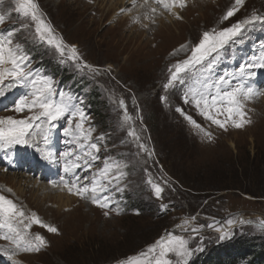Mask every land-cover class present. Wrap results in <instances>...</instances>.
<instances>
[{
    "label": "rangeland",
    "instance_id": "obj_1",
    "mask_svg": "<svg viewBox=\"0 0 264 264\" xmlns=\"http://www.w3.org/2000/svg\"><path fill=\"white\" fill-rule=\"evenodd\" d=\"M140 1L133 6L126 0L118 6L131 11L115 13L107 10L108 2L107 5L99 0H35L54 33L66 45L77 46L80 63L101 69L100 74H93L78 69L69 51L62 57L53 46L42 42L35 33V22L18 10L16 0H0V14L5 16V22L0 24V39L11 36L14 46L27 54L34 76L51 80L55 101L69 104L77 113L82 111L84 128L91 130V139H84L75 128L80 123L79 115L72 118L73 135L64 132L69 115L54 122V128L42 118L30 130L29 138L34 137L35 147L16 145L0 149V194L13 200L27 214L35 212L45 223L59 229L58 233H51L33 224L30 235L40 233L48 245L39 252H18L19 259L0 258V263L122 264L179 225L177 235L183 236L193 250L187 264L205 263L209 256L216 260L214 254L219 251L223 252L225 264H259L255 252L264 250V86L260 88L256 84V77L264 69L254 70L255 74L244 80L262 94L247 102L252 122L242 128L234 127L231 122L220 128L206 119L194 102L185 103L184 96L189 88L200 87L208 78L215 80L226 75L233 85L237 83L233 74L238 66L264 52V21L247 25L242 38L215 58L209 72L193 75L185 85L168 89L164 85L170 77V66L191 55L203 32L219 31L253 14L264 17V0H245L228 20H223V16L236 6L235 0H187L186 7H178L181 19L172 14L168 19L170 15L166 14L164 23L156 20L152 26L148 25L155 29L147 27L143 34V23L133 21ZM181 45L186 47L181 49ZM204 71L201 69V73ZM5 92L8 103L0 106V118L30 119L38 111L17 112L13 107L15 101L31 92L30 85L5 88ZM121 99L132 117L127 123L123 120L125 108L119 104ZM178 108L183 111H177ZM188 116L196 123L189 121ZM132 129L139 140L129 135ZM205 132H210L211 138ZM45 134L49 136L47 144ZM91 143L100 146L98 154L88 147ZM141 143L151 156L139 147ZM81 144L85 145L83 149ZM69 150H74L73 155L66 160L63 153ZM49 151L59 157L57 164L61 169L57 174L61 177L64 173L61 178L70 182L79 176L81 183H87L84 177L93 179L106 158L110 164H119L125 175L109 184L104 193L111 198L112 207L101 209L90 199L69 193L65 187L74 198L69 205H61L52 194L54 188L64 186L61 181L60 186L52 188L51 198L45 189L38 193L32 181L20 187V175L29 172L32 179L39 177V181L53 184L49 177H42L41 170ZM89 151L99 159L86 156ZM32 154L38 155L40 163L37 168L27 170L28 156ZM77 156L81 159L77 160ZM11 161L18 164L11 163L8 167ZM65 162L70 167L75 163L81 167L66 173ZM16 172L17 180L5 179L7 174L11 178ZM149 180L164 188L160 198ZM105 211L110 215L105 216ZM211 218L234 221L238 218L245 223L237 219L229 230L230 238L220 240L222 232L217 233L218 225ZM209 224L213 227H208ZM7 244L8 241L0 240V245ZM240 244L251 253L241 251L229 257L235 250L233 245ZM169 258L173 264H182L179 257Z\"/></svg>",
    "mask_w": 264,
    "mask_h": 264
},
{
    "label": "snow or ice",
    "instance_id": "obj_2",
    "mask_svg": "<svg viewBox=\"0 0 264 264\" xmlns=\"http://www.w3.org/2000/svg\"><path fill=\"white\" fill-rule=\"evenodd\" d=\"M244 2L245 0H235L236 6L227 10L223 16V20L233 17ZM16 3L18 4V10L22 11L26 17H30L31 21L35 22V33L42 42L53 46L62 57L66 51H69L71 53L70 59L73 62H77L76 67L78 69H87L93 74H100L101 69L93 67L86 62L80 63L82 58L79 56L77 46L66 45L63 38L58 37L54 33L52 25L43 19V14L40 12L39 5L35 0H16ZM152 3L161 5L164 9L171 12L172 15L176 16L177 19H181L182 17L173 11V9L176 7L181 9L186 7L187 0H152ZM152 3H150V0H143L141 6L148 9L144 13L145 17L151 20L152 23H155L154 16L157 14V8L153 7ZM132 4L135 6L136 0H132ZM120 11H131V9H121ZM257 21H264V17L253 14L251 18L238 21L219 31L213 29L203 32L202 38L191 49V55L183 61H178L176 64L170 66V77L164 88L168 89L178 85H185L193 75L197 73L203 75L209 72L215 58L228 45L242 38L247 25H251ZM4 22L5 16L0 14V24ZM134 22L139 23L140 17H135ZM142 27L147 28L148 25L143 24ZM185 47V45H181V49ZM5 65H10V67H6ZM201 69L205 70L204 73H201ZM256 69H264V52L238 66L233 74V79H237L238 82L234 85L232 84V80L226 75H221L215 80L211 78L205 79L200 87L188 89L184 96V102H194L200 113L220 128H226L229 122L236 128H242L252 122L246 109L247 102L251 101L255 96L262 94L253 86L244 83V80L250 79L255 74L254 70ZM107 71H110V69H107ZM5 81H9V83L5 84ZM25 84L30 85L31 92L21 96L14 102L13 107L17 112H23L25 109L38 111L30 119L16 120L11 116L0 118V149L13 148L16 145L35 147L36 141L34 137L29 138L34 122L43 118L54 128V122L65 115L71 117L68 119V126L64 128L65 133L69 135L74 134L75 130L73 129L72 118L79 115L80 123H77L75 128L79 130L84 139H91V130L84 128V113L82 111L77 113L65 102L57 103L51 80L34 76L29 67L27 54L22 52L19 46H14L11 36L0 39V97L6 95L5 88L10 89L14 86ZM224 85H228V87L224 88ZM213 89H215L214 92L212 91ZM189 96L191 97V101H189ZM119 104L125 108L124 122L131 121L132 117L127 114L124 100H119ZM177 111L182 112L183 109L178 108ZM220 117H223V119ZM187 119L194 124L196 123L191 116H188ZM196 126L200 127L199 124ZM129 135L136 140L140 139L135 129H132ZM205 135L211 138L212 134L205 132ZM100 139H103V135ZM48 141L49 136L45 134V144ZM80 147L83 149L85 145L81 144ZM88 147L97 154L101 150L97 143H91ZM139 147L149 156L152 155L144 144L141 143ZM73 151H65L63 157L67 160L68 157L73 155ZM93 151L87 152L86 156L92 159H99L98 155L93 156ZM44 158L53 163L59 162V157L54 156L51 151L47 152ZM76 159L79 160L81 157L77 156ZM63 167L65 172L68 173L80 168L81 165L75 163L70 167L65 162ZM88 167H91L90 163ZM113 171L115 174H113ZM124 175L125 173L121 171L119 164H110L106 158L103 168L97 171L93 179L88 180V177H84V180L88 181L87 183H81V178L76 176L74 181L64 180L63 184L69 193L81 198H88L92 204L101 209H110L113 202L104 193L108 190L109 184L119 181ZM149 184L154 189L156 197L160 198L164 192V188L158 183H152L151 180H149ZM53 185L56 186L55 182H53ZM9 191L11 190L9 189ZM163 207L166 208L167 206L163 205ZM117 214L119 213L117 212ZM104 215L109 216L110 212L105 211ZM234 223L236 221L232 219L227 220L228 225ZM241 223H245V221H241ZM33 224L40 225L51 233L59 232L57 227L45 223L35 212L27 214L13 200L0 194V230H2L0 231V240L8 241L7 245H0V254L8 256L11 260L18 252H39L42 248H45L48 245V241L43 235L40 233L30 235V229ZM262 226H264V222H262ZM208 227H213V225L209 224ZM193 231L196 230L193 229ZM217 231H220V229H217ZM230 236L231 233L229 231H224L219 236V239L224 240L230 238ZM198 250L202 251L203 249L200 248ZM192 255L193 250L188 247V241L183 236L168 233L166 236H161L146 251L139 253L137 256L127 258L122 264H173V260L169 258L170 256L179 257L182 264H187Z\"/></svg>",
    "mask_w": 264,
    "mask_h": 264
},
{
    "label": "bare ground",
    "instance_id": "obj_3",
    "mask_svg": "<svg viewBox=\"0 0 264 264\" xmlns=\"http://www.w3.org/2000/svg\"><path fill=\"white\" fill-rule=\"evenodd\" d=\"M99 1H102V3L103 4H107V2L110 4V6L108 5V11H110V10H112V11H114L115 13H120L121 11V7L120 6H118V4H122V5H124V2L126 1V0H99ZM127 1H130L129 3L131 4L132 3V0H127ZM190 2H194V0H189ZM136 2H137V0H136ZM150 3H152V0H150ZM96 4V3H95ZM102 4V5H103ZM126 4V3H125ZM143 4V0H141L140 1V5L138 6V7H136V10L135 11H137V13L136 14H138L137 16H139L140 17V21L143 23V24H147V25H153L152 24V21L151 20H149V19H147L146 17H145V15H144V13H146L147 11H148V9L146 8V7H142L141 5ZM105 6V5H104ZM152 6L153 7H156L157 8V14H155V16H154V19H155V21L156 20H159L158 22H159V24H162V23H164V20H165V16H166V14L167 15H170V16H167V18L169 19V18H171V14L172 13H170V14H168L167 12H168V10H166V9H164L161 5H159V4H155V3H152ZM107 11V12H108ZM173 11H175L176 13H178L179 14V9H178V7H176L175 9H173ZM113 12V13H114ZM124 16V15H123ZM173 17V16H172ZM116 19V18H115ZM134 21V20H133ZM142 26V25H141ZM160 26V25H159ZM148 27H150V26H148ZM151 28V27H150ZM137 29V28H136ZM140 28H138V30H139ZM152 30H154L155 29V27L154 28H151ZM169 29V28H168ZM148 31V30H147ZM144 32H146V28L143 30V31H141V33L143 34ZM158 32V31H157ZM135 34V33H134ZM147 35H148V33H147ZM150 39V38H149ZM255 77V76H254ZM257 78H258V80H257ZM256 84L257 85H259L260 86V88H261V86H264V72L260 75V76H257L256 77ZM7 98L8 97H6V96H3V97H1L0 98V106H3V105H7V103H8V100H7ZM263 99V98H262ZM60 144L58 143V145H55L54 147L56 148V147H58ZM40 153V152H39ZM38 155L36 154H32V155H29L28 157H29V160L27 161L28 162V164H27V166H26V169L27 170H32L33 169V166H34V164H37V162H38V157H37ZM9 159V158H8ZM10 160V159H9ZM43 161V160H42ZM16 162V161H15ZM18 162H20V160L18 161ZM11 163H13V164H18V163H14V162H9V164H8V167L11 165ZM30 164H32V165H30ZM7 167V168H8ZM37 167V166H36ZM9 169V168H8ZM56 169H61V168H59V165L57 164V163H53V162H50L49 160H45L44 162H43V173L42 174H44L42 177H44V178H47L48 176L47 175H49V176H51V179L53 180L54 179V173H55V170ZM10 170V169H9ZM3 171H6V170H3ZM8 171V170H7ZM29 172V171H28ZM30 174H25V175H20V187H21V185L24 183L25 185H27V184H30V182L32 181L33 183L32 184H35L36 185V188H37V191H38V193H39V190H41V189H45L46 190V192H50L49 194H48V197L49 198H51L52 197V194H55V199H58V201L60 200V202H61V205H69L70 204V202H72V198H74V197H71L70 195H69V193H67L66 191H65V188H64V186H62L60 183H59V179L58 180H56L55 182H56V186H60L61 188L60 189H58L57 190V188H54L55 189V191H53L52 190V188L53 187H55L53 184L51 185V184H46V183H44V181L43 180H38L39 179V177H37V179H32L31 178V172H29ZM46 173H47V175H46ZM60 173V172H59ZM3 175H5V173L3 174ZM65 175V174H64ZM8 176H10V175H6V178H5V176H4V178L7 180V181H11V180H13V181H15V179L17 180V178H18V176H19V174L16 172V173H13L12 175H11V178L10 177H8ZM23 178V179H22ZM36 180V181H35ZM38 183H40V184H38ZM60 184V185H59ZM20 187H19V189H20ZM24 191V190H23ZM22 191V192H23ZM36 191V192H37ZM51 191H53L54 193H52ZM55 192H57V193H55ZM52 193V194H51ZM46 195H44V197H45ZM54 197V196H53ZM60 205V204H59ZM60 207V206H59ZM238 219V218H237ZM237 219L235 220V221H237ZM215 222L218 226V229H220V231H217V233H220V232H224V231H229L230 229H232V226L233 225H235V224H232V225H228L227 224V220H221V219H213V218H211V222ZM238 221L239 222H241L242 221V219L240 220V219H238ZM215 228V227H214ZM180 227H174V228H172V229H170V230H167L164 234H163V236H166L168 233H174V234H178L179 232H180ZM0 258H2V260H4V258H6V256L5 255H1L0 254ZM15 258L16 259H19L20 258V256L19 255H15ZM0 264H5V261H1V263Z\"/></svg>",
    "mask_w": 264,
    "mask_h": 264
},
{
    "label": "trees",
    "instance_id": "obj_4",
    "mask_svg": "<svg viewBox=\"0 0 264 264\" xmlns=\"http://www.w3.org/2000/svg\"><path fill=\"white\" fill-rule=\"evenodd\" d=\"M233 247L235 248V250L233 249V251H231V254H229L228 256L230 257H234L235 256V253H242L241 251H244L243 253L244 254H246L247 253V255L249 254V253H251L249 250H247V249H245L244 248V246L242 245V244H240V245H238V246H234L233 245ZM237 249H238V251H240V252H238L237 251ZM255 254H257L256 256L259 258V260L261 261H258V263L259 264H261V263H264V250H260V251H258V252H255ZM214 257H216V260H211L210 259V256H209V258H207V260H206V262L205 263H201V264H225V263H227V262H224V261H226L225 259H223L224 257H223V252L222 251H219L218 253H216V254H214ZM217 257H218V259H217Z\"/></svg>",
    "mask_w": 264,
    "mask_h": 264
}]
</instances>
